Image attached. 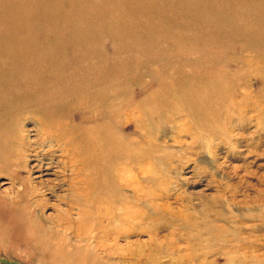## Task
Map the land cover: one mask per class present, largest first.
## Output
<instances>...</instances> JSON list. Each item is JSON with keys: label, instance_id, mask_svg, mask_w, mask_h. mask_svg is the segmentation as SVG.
I'll use <instances>...</instances> for the list:
<instances>
[{"label": "rangeland", "instance_id": "rangeland-1", "mask_svg": "<svg viewBox=\"0 0 264 264\" xmlns=\"http://www.w3.org/2000/svg\"><path fill=\"white\" fill-rule=\"evenodd\" d=\"M215 1L209 9L218 13L225 25L243 32V36L221 39L220 46L210 38L185 37L178 45L159 52L151 48L154 43L146 40L147 29L162 24L183 29L187 24L185 18H178L180 9L159 15L147 1L135 4L130 0H11V11L3 10L5 7L0 4V21L4 22L14 21L26 12L34 28L66 24L59 28L72 30L84 23H94V28L100 29L102 45L101 50L94 51V57L113 56L118 48L113 58L114 82L121 88L119 92L134 96L137 101L122 108L120 116L110 119L116 126L127 127L117 137L131 142L129 151L121 152L117 161L106 162L101 176L111 191L107 193L99 187L97 198L83 195L80 201L66 186L71 182L74 192L78 191L77 179L68 174L62 163L57 164L60 152L39 155L44 152L37 145L36 123L24 120L18 107L6 109L13 114L2 121V126H15L13 135L23 143L6 145L0 155L1 200L9 203L15 199L12 192L19 188V178L28 187L33 186L36 193L14 202H18L16 209H21L22 217L28 216L25 219L10 220L8 214H0V264H62L60 259L50 261V250L63 241L58 242L49 232H54V223L62 219L80 228L85 238L80 242L75 241L71 231L62 235L82 250L86 246L89 250L94 248L85 235L88 228L99 224L98 239L116 249L106 254L96 248L101 264H150L146 261L157 257V264H187L173 260L186 253L185 245L177 237L179 225L193 221L208 224L215 217L226 216L225 213H232L239 221L238 215L243 211L233 205L229 193L233 192L234 202L249 204L258 191L264 190V0ZM107 27L118 33L114 43L108 31L103 32ZM164 36L165 30L160 27L152 38H158L162 44ZM85 43L75 40L73 51L84 53ZM69 47L70 44L63 45L67 54ZM72 60L71 57L68 62L63 61L66 64L59 66V70L68 72L67 64ZM85 70L78 68L72 73L73 82L69 84L78 83L74 91H68L67 85L62 87L61 101L70 104L68 113L84 110V105L76 104L78 98L71 103L69 97H73V92L85 95V84L77 78L82 71L90 74L92 67L87 69L89 72ZM84 73L80 79H84ZM200 73L211 77L205 78L199 89H191L190 80L185 84L179 81ZM139 79L142 93L137 91ZM85 80L89 83L95 76ZM186 86L198 92L188 97ZM100 90H106L104 85L100 84L97 91ZM146 94H153L156 99L166 95L163 103L156 104V113L149 117L143 113L145 107L137 104ZM88 101L87 106L92 98ZM57 116L51 120L64 117ZM63 121H67L66 117ZM40 172L46 174L41 177L43 181L34 178ZM12 173L18 179L13 180ZM76 203L83 205L88 216L78 214ZM94 205L102 208L98 215ZM257 209H264V205ZM135 211L144 212L148 219L140 220ZM140 221L147 222L148 227L132 229ZM250 223L257 226L247 227L248 234H244L257 236L264 246V219ZM171 241L173 244L169 245ZM74 247L65 250L72 253ZM139 252L145 253L144 257L138 258ZM257 253L263 254L264 248Z\"/></svg>", "mask_w": 264, "mask_h": 264}, {"label": "bare ground", "instance_id": "bare-ground-1", "mask_svg": "<svg viewBox=\"0 0 264 264\" xmlns=\"http://www.w3.org/2000/svg\"><path fill=\"white\" fill-rule=\"evenodd\" d=\"M130 1L135 4L147 1L151 10L156 11L159 15L162 12L168 14L173 9H177L176 12L180 9L178 18L183 17L186 19L185 23L187 25L183 29H179L173 24L174 28L172 29L165 24H162L163 26L158 25V27L151 26L147 29L149 37L146 40L154 43L151 48L156 52L178 45L179 41L185 37L199 36L205 40L210 38L211 42L220 46L223 44L221 39L222 41L224 38L235 39L244 35L243 32L232 29L230 25H225L223 19L218 17L219 14H216L212 8L209 9L214 7L215 0ZM11 3V0H0L1 6L5 7L3 10L11 11ZM8 11L5 13H8ZM21 14L14 21H0V155L4 152L6 145L10 147L12 144L21 145L23 143L20 137L13 135L16 130L15 126L9 127V129L2 126V121L13 114L11 113L13 111L9 110L7 112L6 109L18 107V110L23 112L24 120L31 119L36 123L37 145L44 152L39 153V155L53 156L54 152L59 151L57 164L62 163L64 168L68 170V174L77 179L78 191L74 192V186L71 185V182L66 185L69 191L72 190L73 196L78 201L83 195L97 198L99 187H102L103 191L107 193L111 191L110 187H105V181L101 176L105 170L106 162L108 159L117 161L121 157V152L129 151V144H131L130 140L124 142L117 137L124 134L123 132L128 130L127 127L116 126L113 122H110V119L120 116L122 108H127L131 106V103L137 102L134 96L130 98L125 94L123 95V91L119 92L121 88H118L117 83L114 82L113 68L115 66L113 58L118 48L116 47L113 56L104 59H100L98 56L96 59L93 53L97 49L101 50L102 45L99 39L100 29L97 27L95 29L94 23H84L82 24L83 27L76 24L75 26L79 28L72 30H68L66 27L59 28L61 25L66 24L41 25L34 28L35 26H32L28 20L30 14L26 12ZM53 14L56 15V12ZM5 16L7 17V15ZM25 17L26 20L22 21L21 19ZM160 27L165 30V36L161 38L162 44H160L158 38L156 39L157 36L152 38L159 33ZM65 28L66 30H64ZM75 29H77L76 32H74ZM107 29L103 32L108 31L109 38L114 43L118 33L109 27ZM79 39L80 42H86L85 52L76 54L73 51V45L74 41ZM69 44L71 50H69L70 54H67L66 50L63 49V45ZM113 46L115 47V45ZM71 57L73 64L71 62L67 64L68 72L65 73L59 70V66H65L66 63L64 62ZM84 67L85 72H89L87 69L92 67L91 73L86 74L82 71L76 77L85 84L83 89L85 95L82 96L81 92L79 95L73 92L70 93L73 97H69L71 103L78 98L76 104L84 105V110L81 108V113H68L71 110L70 104L68 101L65 104L61 101L64 99L62 97L64 95L61 91L62 87L67 85L68 91H74L78 87V83L69 84L73 82L72 73L78 68L83 70ZM81 73H84V79H80ZM101 74H104V77H101ZM88 76H95V80L88 83L85 80ZM208 77L211 76L200 73L199 75L193 74L191 78L189 76L187 78L183 77L179 81L185 84L190 80L191 89H199L204 79ZM141 82V79L137 81V91H140V93L144 91ZM100 84L106 88L104 92L102 90L97 91ZM191 89L189 90L187 87L185 90V95L188 97L193 95L195 91ZM197 92L198 90L195 93ZM137 94L135 92V96ZM146 95L137 104L145 107L143 113L146 117H149V115L156 113V104L163 103L166 100V95H161L158 99L154 98L153 94ZM90 98H92L93 103L91 102L87 106L86 104L90 102L88 101ZM57 115L64 117L60 120H51L58 117ZM65 117L66 122L63 121ZM12 140H14L13 143ZM1 166L2 162L0 161ZM36 166L41 168V165ZM43 175L46 174L40 172L34 178L43 181L41 180ZM11 176L13 180L16 178L15 173H12ZM60 180L63 181V178ZM18 182L19 188L12 192L14 200L7 203L6 201L3 202L2 197H0V214H8L10 220L18 217L23 219L24 217L21 215V209L20 211L16 209L18 202L14 203L15 200L22 198L26 200L27 197L30 198L32 195L34 197L36 193L35 188L33 186H31L32 188L28 187L25 181L19 178ZM1 185H4V183ZM229 199L233 205L238 206L243 211L242 214L238 215L239 221L232 213H225L226 216L215 217L208 224L193 221L190 225H179L181 231L177 234V237L185 245L183 249L186 253L184 257H180L178 260L173 259L174 262L184 261L187 264H264V257H261L264 256V253L261 255L257 253L264 246L259 243L257 236L250 235V237L244 234V231L248 234L247 227L257 226V224H251L250 222H261V219H264V211H262L264 209H257L260 204L264 205V190L258 191L254 199H250L249 204H244L240 200L234 202L235 197L232 191L229 193ZM75 206L79 215L88 216V212L83 205L76 203ZM94 206V211L98 215L102 208L97 205ZM251 206L256 207L250 208ZM135 212L136 216L142 221L147 220L149 217L142 211ZM127 217L129 218V212ZM62 220L54 223V232L49 230L58 242L63 241L62 245H56L53 251L50 250L52 252L50 253L52 254L51 263L52 260L60 259L62 264H101L102 261L97 257L95 249L97 248L100 253L103 251L106 254H111L115 249L113 244H106L98 239L99 224L88 228L89 230L85 235L87 241L94 243L93 249L89 250L87 246L84 250L74 247L75 245L67 242L68 238L64 236L68 231H71L76 242L85 240V238L82 237L80 228L73 226V222L71 224L67 220ZM142 221L137 222L132 229L148 227L147 222ZM60 229L62 230L61 233L58 232ZM150 230L153 231L154 229ZM171 235L175 236L172 232ZM150 241L153 243V239ZM172 244L173 241L169 243V245ZM69 246L74 247V252L71 253L65 250ZM138 255V258L144 257L145 253L139 252ZM145 258L148 259V255ZM157 259H148L146 262L157 264ZM103 263H106V261H103ZM170 264H173V262Z\"/></svg>", "mask_w": 264, "mask_h": 264}]
</instances>
